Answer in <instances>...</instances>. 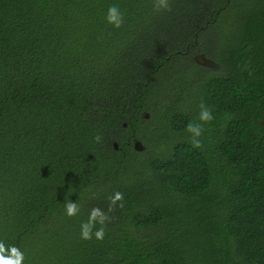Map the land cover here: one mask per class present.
I'll list each match as a JSON object with an SVG mask.
<instances>
[{
	"label": "trees",
	"instance_id": "16d2710c",
	"mask_svg": "<svg viewBox=\"0 0 264 264\" xmlns=\"http://www.w3.org/2000/svg\"><path fill=\"white\" fill-rule=\"evenodd\" d=\"M169 4L0 0V241L23 264H264V0Z\"/></svg>",
	"mask_w": 264,
	"mask_h": 264
},
{
	"label": "clouds",
	"instance_id": "9594fccd",
	"mask_svg": "<svg viewBox=\"0 0 264 264\" xmlns=\"http://www.w3.org/2000/svg\"><path fill=\"white\" fill-rule=\"evenodd\" d=\"M153 7L155 11H159L161 9L171 11L169 0H154ZM105 18L107 22L115 28H120L124 23V15L116 5L109 6ZM199 108L200 112L198 119L200 123L190 121L185 126V130L191 135L190 143L192 147L197 149L202 148L203 146L202 141L199 139L204 132L203 124L211 123V121L214 120L212 109L208 108L206 104L201 102ZM95 140L99 142L101 137L97 135ZM108 200L109 206L107 212L99 207H93L90 210L87 221L81 223V239L91 240L93 236H95V239L103 240L105 236V225L112 220V217L109 216L108 213L114 211L117 205L120 208L124 207V195L123 193L117 191L113 195L109 196ZM65 212L69 217L76 216L80 213V206L78 203L67 200L65 202ZM97 224H99L100 227L93 231ZM24 260L25 254L18 247L14 245L6 247L4 242L0 241V264H23Z\"/></svg>",
	"mask_w": 264,
	"mask_h": 264
},
{
	"label": "rangeland",
	"instance_id": "374dc122",
	"mask_svg": "<svg viewBox=\"0 0 264 264\" xmlns=\"http://www.w3.org/2000/svg\"><path fill=\"white\" fill-rule=\"evenodd\" d=\"M195 58L198 60V62L200 64H205L206 65V63L210 62V66L217 67L216 64H214L212 61H210V59L202 51H198L196 53V55H195ZM148 134H150V133H148Z\"/></svg>",
	"mask_w": 264,
	"mask_h": 264
},
{
	"label": "water",
	"instance_id": "95a60500",
	"mask_svg": "<svg viewBox=\"0 0 264 264\" xmlns=\"http://www.w3.org/2000/svg\"><path fill=\"white\" fill-rule=\"evenodd\" d=\"M207 64H210V62H208ZM207 64H206V65H207ZM115 145L117 146V144H115ZM135 147H136V149H138V150H143L144 145L142 144L141 141L137 140V141L135 142Z\"/></svg>",
	"mask_w": 264,
	"mask_h": 264
},
{
	"label": "flooded vegetation",
	"instance_id": "af4514ba",
	"mask_svg": "<svg viewBox=\"0 0 264 264\" xmlns=\"http://www.w3.org/2000/svg\"><path fill=\"white\" fill-rule=\"evenodd\" d=\"M207 64V63H206ZM207 65H210V64H207Z\"/></svg>",
	"mask_w": 264,
	"mask_h": 264
}]
</instances>
